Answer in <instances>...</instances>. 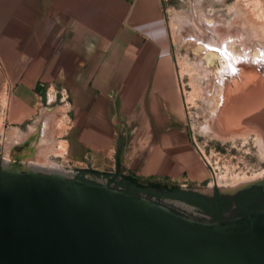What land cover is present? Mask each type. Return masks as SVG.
Segmentation results:
<instances>
[{
    "label": "crops",
    "instance_id": "obj_1",
    "mask_svg": "<svg viewBox=\"0 0 264 264\" xmlns=\"http://www.w3.org/2000/svg\"><path fill=\"white\" fill-rule=\"evenodd\" d=\"M162 1L0 0V131L19 151L35 137L38 156L61 143L75 176L132 180L145 188L136 196L164 202L177 187L211 198L197 190L208 172L184 121Z\"/></svg>",
    "mask_w": 264,
    "mask_h": 264
},
{
    "label": "water",
    "instance_id": "obj_2",
    "mask_svg": "<svg viewBox=\"0 0 264 264\" xmlns=\"http://www.w3.org/2000/svg\"><path fill=\"white\" fill-rule=\"evenodd\" d=\"M223 45L211 49L225 62L221 73L231 66ZM257 62L264 66L263 52ZM74 176L0 170V264H264V212L201 223Z\"/></svg>",
    "mask_w": 264,
    "mask_h": 264
},
{
    "label": "rangeland",
    "instance_id": "obj_3",
    "mask_svg": "<svg viewBox=\"0 0 264 264\" xmlns=\"http://www.w3.org/2000/svg\"><path fill=\"white\" fill-rule=\"evenodd\" d=\"M162 2L168 32L174 47L178 87L182 97L186 128L190 137L193 136L195 138L200 149L204 152L207 159L210 160L213 169H210V171L207 170L210 186L204 184L197 188V190L201 193H207L208 191L217 189L221 194H228L249 185L254 186L262 184V181H264V158L260 153L253 135L248 138L238 136L233 139L222 141L215 137L208 136L199 128L198 123L204 122V110H207L209 105L205 104L204 101H202L203 98L200 97L199 87H202L203 81L199 80V71L193 66L195 65L193 62V53H187L186 56L185 49L179 48V39L184 37V35L190 34L186 18L188 19V14L192 6L191 3L200 2L202 4V12L205 15H211L210 17L216 15L218 17V15H221L220 17L224 20L223 24L220 25L222 30H227L229 23L233 24L231 30L238 24L240 30L242 29L241 31L244 30L246 32V34H244L247 35L246 38L248 37L250 39L254 33H256V36H260V39L253 38V40L256 42H260L261 40L264 41V0H163ZM190 38L195 39L196 37L190 34ZM256 39H258V41ZM246 40L249 41L248 39ZM187 42L204 46V44L199 41L196 42V40L192 41L189 39ZM204 47L207 48L209 46L206 44ZM258 48L264 50V44L261 45L260 43ZM184 55L187 58H185ZM228 81L227 78V83ZM211 89H213V87H211ZM250 93V95L253 94L252 91H250ZM225 97L226 90L222 94V103L225 102ZM4 106L5 101H2L0 121L3 118ZM221 106H223V104L219 105V109L222 108ZM217 113H219V111ZM226 115L228 114L226 113ZM255 123L258 125L257 122ZM238 127L239 125L237 122L234 127H226L221 134L239 132L238 129H235ZM34 140L35 137L30 138L28 149L19 151L13 141H11V138L9 136L7 137L4 131H0V170L3 168L24 172L29 170L26 164L37 162L38 164L44 165V162H48L49 165L61 168L65 172H68V174L70 173L68 178H71L75 170L71 168L70 163L66 161L64 154L65 147L60 143L58 144V149H53L52 146L51 150L44 153L42 156H38L36 150L31 149V144ZM209 151H212L210 153L211 158H209ZM88 168H91V166L88 165ZM93 168H97V166ZM40 172L50 174L45 170ZM74 177L76 178V176ZM242 177H244V179H242ZM88 178L92 177L88 176ZM98 180L100 181V179ZM102 184L106 185L104 182H102ZM141 197L150 200L146 196ZM162 204H165L170 210L182 213L193 221L209 223V220L201 217L198 212H188L170 203Z\"/></svg>",
    "mask_w": 264,
    "mask_h": 264
},
{
    "label": "bare ground",
    "instance_id": "obj_4",
    "mask_svg": "<svg viewBox=\"0 0 264 264\" xmlns=\"http://www.w3.org/2000/svg\"><path fill=\"white\" fill-rule=\"evenodd\" d=\"M191 4L192 6L186 22L190 34H193L196 38H190V34L184 35V37L179 39L180 42H178L179 48L185 49L186 56L187 53H193V62L195 64L193 66L199 71V80L203 81L202 87H199L200 97L203 98L202 101L205 104L209 105L208 109L204 110V122L198 123V126L203 133L222 141L238 136L248 138L253 135L260 153L264 158V74L262 73L264 66H259L257 62L259 61L261 52L264 53V50H260L258 46H260V43L263 45L264 41L256 42L253 40V38L260 37L256 36V33L250 39L248 37L246 38L247 35H244L246 32L244 30L241 31L242 29L240 30L238 24L231 30L233 24L229 23L230 21L228 22L229 26L227 30H222L220 25L223 24L224 20L220 17L221 15H218V17L217 15L210 17L211 15H205L202 12L203 9L200 2H192ZM189 39L192 41L196 40V42L199 41L204 46L207 44L209 46L207 48L210 50L202 45L199 46V44L188 43L187 41ZM230 39H235V42L229 41ZM256 40L258 41V39ZM222 44L226 46L227 50L231 49V58H229L231 66L227 68L228 70L224 71L225 73H221L225 62L222 61L217 53L211 51V49L221 50L220 47ZM244 58L247 60L246 63L242 61ZM222 76H228V83L227 78L224 79L223 77L221 79ZM225 90V102L222 103V94ZM250 91H252V95H250ZM220 104H223L221 109H219ZM218 111L219 113H217ZM237 122L239 127L235 129H238L239 132L221 134L226 127H234ZM47 140L45 136L42 137L38 141V145H45ZM45 163L44 165L38 163L36 165L33 164L31 168L29 167V170L33 172L45 170L50 174L70 176V173L68 174L63 169L53 167L48 162ZM262 183L264 184V181ZM173 204L183 210L191 212L189 208L181 204Z\"/></svg>",
    "mask_w": 264,
    "mask_h": 264
},
{
    "label": "trees",
    "instance_id": "obj_5",
    "mask_svg": "<svg viewBox=\"0 0 264 264\" xmlns=\"http://www.w3.org/2000/svg\"><path fill=\"white\" fill-rule=\"evenodd\" d=\"M85 175H92L94 177H103L107 179V186L124 187L125 193L136 196L138 193L145 191L143 186L136 184L132 180L123 179L122 182H117L115 178H108L104 174L98 173L93 170H79L76 175V180H79L87 184H95L92 181L86 180ZM156 202L164 199L161 197H155ZM168 199L179 200L190 206L199 208L202 213L210 218L209 223L220 222L226 223L231 219L241 218L247 214H253L257 212H264V190L261 186H252L248 189L242 190L237 193L236 196L229 197L223 195L219 190H214L213 196L208 198L191 190L182 191L179 188H172L168 193ZM235 208H232V207ZM178 213L175 210H172ZM225 214H230L229 217H225Z\"/></svg>",
    "mask_w": 264,
    "mask_h": 264
},
{
    "label": "built area",
    "instance_id": "obj_6",
    "mask_svg": "<svg viewBox=\"0 0 264 264\" xmlns=\"http://www.w3.org/2000/svg\"><path fill=\"white\" fill-rule=\"evenodd\" d=\"M46 98H47V102L50 100H58L59 103L66 105V101H67V96L66 94L60 90L59 92H54V91H46ZM58 98V99H57ZM191 143L195 149V151L197 152V154L200 157V160L203 162L204 166L206 167V169L208 171H210V169H212V165L210 160L207 159V157L205 156L204 152L200 149L199 145L196 143L195 138L193 136H191ZM212 151H209V158H211V153ZM215 163V162H214ZM213 170V169H212Z\"/></svg>",
    "mask_w": 264,
    "mask_h": 264
},
{
    "label": "flooded vegetation",
    "instance_id": "obj_7",
    "mask_svg": "<svg viewBox=\"0 0 264 264\" xmlns=\"http://www.w3.org/2000/svg\"><path fill=\"white\" fill-rule=\"evenodd\" d=\"M74 179H76L75 177H74ZM86 180H88V179H86ZM89 181H92V182H94V183H97L98 182V180H96V179H93V180H89ZM252 187V186H251ZM250 188V187H249ZM248 189V188H247ZM243 190H245V189H243ZM242 191V190H241ZM240 192V191H239ZM239 192H237V193H239ZM237 193L235 194V195H233V196H229V197H234V196H236L237 195ZM162 201H160V203H161ZM163 203V202H162ZM232 208H235L234 206L232 207ZM229 215L230 214H225V217H229ZM235 219H237V218H235ZM235 219H231V220H229L228 222H226V223H229V222H231V221H233V220H235ZM210 220V219H209ZM214 223V222H213Z\"/></svg>",
    "mask_w": 264,
    "mask_h": 264
}]
</instances>
